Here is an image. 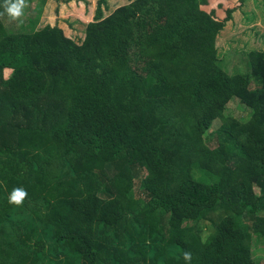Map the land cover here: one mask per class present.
<instances>
[{
	"label": "trees",
	"instance_id": "obj_1",
	"mask_svg": "<svg viewBox=\"0 0 264 264\" xmlns=\"http://www.w3.org/2000/svg\"><path fill=\"white\" fill-rule=\"evenodd\" d=\"M47 1L19 28L0 14V264H259L264 50L221 66L234 8L130 0L104 18L99 0L78 45L39 30Z\"/></svg>",
	"mask_w": 264,
	"mask_h": 264
},
{
	"label": "rangeland",
	"instance_id": "obj_2",
	"mask_svg": "<svg viewBox=\"0 0 264 264\" xmlns=\"http://www.w3.org/2000/svg\"><path fill=\"white\" fill-rule=\"evenodd\" d=\"M99 0H48L45 4L40 19L39 30L45 26L58 27L65 36L80 45L85 38V29L94 22ZM132 1V0H131ZM130 0H105L103 17L109 16L115 9ZM41 0H25L22 22L39 15ZM234 8L232 19L217 37L218 54L221 66L230 74L246 73L250 71L247 54L251 50H264V0H208L202 9L214 11L218 19L223 20L226 10ZM10 27L19 28L20 23L5 20ZM10 70L4 71V78L9 79ZM227 111L234 115L247 118L248 112L239 100L235 98L227 103ZM258 193L259 188L254 186ZM253 257L259 264H264V245L254 241L252 246Z\"/></svg>",
	"mask_w": 264,
	"mask_h": 264
},
{
	"label": "clouds",
	"instance_id": "obj_3",
	"mask_svg": "<svg viewBox=\"0 0 264 264\" xmlns=\"http://www.w3.org/2000/svg\"><path fill=\"white\" fill-rule=\"evenodd\" d=\"M0 9H2L0 14L6 15L10 21L21 23L24 15L25 0H0ZM26 196L27 191L24 187H14L7 195V202L13 205H20ZM182 260L184 264H191L192 253L184 250L182 252Z\"/></svg>",
	"mask_w": 264,
	"mask_h": 264
}]
</instances>
